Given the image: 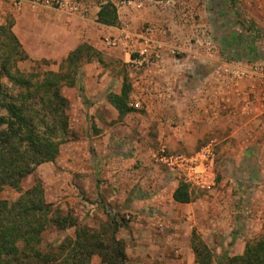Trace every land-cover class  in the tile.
<instances>
[{
  "label": "crops",
  "instance_id": "1",
  "mask_svg": "<svg viewBox=\"0 0 264 264\" xmlns=\"http://www.w3.org/2000/svg\"><path fill=\"white\" fill-rule=\"evenodd\" d=\"M101 1L85 0L87 11L80 16L49 7H32L25 1L16 7L13 0H0V25H12L28 62L60 64L80 44L101 53L104 65L95 61L82 65L73 87L85 97L84 117L91 124L85 126L80 139L95 150L93 166L78 171L87 172L95 196L104 189L101 198L112 205L154 206L159 213L167 204L190 208V203L173 200L177 184L169 180L170 175L156 167L152 171L131 168L135 156L146 161L162 148L168 153L192 156L210 144L214 147L216 168L223 176H250L253 170L264 176V164L254 168V161L264 163V103L259 99L260 87L257 81L232 79L216 71L226 58L264 63L262 58L254 53L240 56L234 39L222 37L224 24L208 25L206 0H175V5L154 0L141 10L121 8L116 11L117 23L113 26L97 21ZM147 25L157 29L154 38L161 46L156 64L136 70L129 64L126 43L117 48H106L102 43L103 38L120 30L135 35ZM201 28L213 33L212 51L200 46L197 32ZM171 47L178 49L176 58L168 53ZM124 80L130 88L129 100H135L139 108L119 116L107 95L120 94ZM74 112L70 111L69 128L76 132ZM84 117H77L78 125ZM125 145L135 151L126 150L125 154ZM227 180L233 181L226 178L224 182ZM233 185L230 189H234ZM211 202L220 208L217 197ZM191 218H195V213ZM231 241L236 249L231 256L241 255L245 244L241 246L239 239ZM174 242L176 252L185 256L187 264H193L190 236L181 247L176 237ZM157 255H163L160 248Z\"/></svg>",
  "mask_w": 264,
  "mask_h": 264
},
{
  "label": "rangeland",
  "instance_id": "2",
  "mask_svg": "<svg viewBox=\"0 0 264 264\" xmlns=\"http://www.w3.org/2000/svg\"><path fill=\"white\" fill-rule=\"evenodd\" d=\"M206 1L207 20L210 22L208 25L211 23L215 25V22L219 23V26L224 24L222 37L225 40L234 39L240 56L247 53L248 55L254 53L256 57L264 56V0ZM102 64L104 65L103 61ZM60 65L61 63L51 64L45 60L28 62L27 58L16 63L17 68L25 74L56 72ZM3 83L10 87L5 79ZM73 87L61 88L62 94L69 101L68 115H71V110L76 113L77 130L76 132L70 130L71 140L61 145L54 162L39 165L32 174L24 178L18 190L3 188L0 192L1 199L15 201L22 192L33 185L35 180H40L45 200L58 207L62 213L71 214L78 226H85L99 233L106 229L110 232L108 227H117L116 237L122 242L126 264H187L185 256L176 252L177 244L174 238L179 240L181 247L187 235L191 241L193 234L196 240L205 244L212 253L210 264H219L218 260L223 255L230 257L236 250L233 244L235 240L233 242L231 238L239 239L240 245L243 246L248 241L264 236V188H261L264 185V176L257 175V171L253 170L254 174H249L250 176L226 177L218 172L216 160L213 163L214 184L210 189L203 190L189 184L193 195L190 208L167 204L160 213L154 206L121 208L101 198L104 189L101 193L97 192L96 197L93 182L88 179L87 172L81 174L83 172L78 171L79 168L86 170L93 166L95 150L85 139H80L85 134V128L91 127V124L90 119L85 118L86 113L82 105L85 97L79 93L80 89ZM77 117L82 119L84 117V122L78 125ZM126 150L130 153L131 150L135 151V148L125 145V154ZM166 153L173 154L167 151ZM263 164V161L256 160L254 168H259ZM138 167L150 171L156 167L170 175L169 180L175 184L182 179L179 174L157 162L155 156L146 161L135 156L131 168ZM141 174L144 175V172ZM226 178H232L233 181L224 182ZM247 180L250 182L246 183ZM232 184L234 189H230ZM215 197L220 203L218 209L211 202ZM192 213H195L193 219ZM159 222L162 223L161 226L158 225ZM73 232L74 228L66 230L48 228L42 235L40 250L46 252L53 249L67 236L72 237ZM158 248L163 255H157ZM92 262L97 264L98 257H93ZM193 264H198L195 256Z\"/></svg>",
  "mask_w": 264,
  "mask_h": 264
},
{
  "label": "trees",
  "instance_id": "3",
  "mask_svg": "<svg viewBox=\"0 0 264 264\" xmlns=\"http://www.w3.org/2000/svg\"><path fill=\"white\" fill-rule=\"evenodd\" d=\"M231 1V0H230ZM101 24L117 23L115 7L101 4L97 14ZM12 25H0V192L9 187L18 190L24 178L46 162H54L62 144L71 140L69 101L63 86L73 87L80 67L96 61L99 51L80 44L61 63L58 71L43 74L21 72L16 63L26 60ZM7 81L10 87L3 83ZM130 88L124 80L120 94L109 93L107 101L119 116L129 107ZM180 204L193 200L190 185L180 180L172 193ZM74 228L73 236L44 252L40 250L45 230ZM99 233L78 226L69 213L45 200L40 180L12 202L0 198V264H126V255L117 227ZM191 249L198 264H210L212 253L201 241L191 237ZM219 264H264V236L246 242L241 255H223Z\"/></svg>",
  "mask_w": 264,
  "mask_h": 264
},
{
  "label": "built area",
  "instance_id": "4",
  "mask_svg": "<svg viewBox=\"0 0 264 264\" xmlns=\"http://www.w3.org/2000/svg\"><path fill=\"white\" fill-rule=\"evenodd\" d=\"M15 6H19L25 1L32 7H49L68 15H84L87 11L85 0H13ZM102 3L110 2L118 12L121 8H132L141 10L146 3H155L154 0H102ZM168 4L175 5V0H167ZM178 19H181L178 18ZM157 29L147 25L141 32L131 35L126 29L120 30L117 34L103 38L102 43L106 48H117L121 43H126V52L129 54V64L136 70L146 66L156 64L161 57V46L156 42L154 35ZM200 46H204L208 51L214 49V37L211 31L199 29L197 32ZM203 37V39L200 37ZM170 56L176 58L178 49L171 47L168 49ZM261 61L264 56L260 55ZM232 79L257 81L259 89V99L264 103V63L258 61H247L244 59H223L217 70ZM129 107L138 109L139 104L135 100H129ZM156 161L179 174L181 180L200 189H210L214 184L213 163L215 151L213 145L203 147L192 156L180 154H167L162 148L155 155Z\"/></svg>",
  "mask_w": 264,
  "mask_h": 264
}]
</instances>
